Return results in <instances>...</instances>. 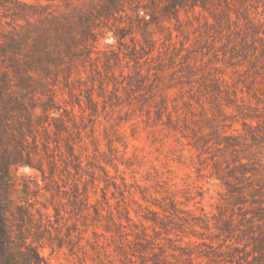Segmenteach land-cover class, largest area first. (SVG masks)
<instances>
[{
  "label": "rangeland",
  "instance_id": "374dc122",
  "mask_svg": "<svg viewBox=\"0 0 264 264\" xmlns=\"http://www.w3.org/2000/svg\"><path fill=\"white\" fill-rule=\"evenodd\" d=\"M3 79L47 264H264V0H2Z\"/></svg>",
  "mask_w": 264,
  "mask_h": 264
},
{
  "label": "trees",
  "instance_id": "16d2710c",
  "mask_svg": "<svg viewBox=\"0 0 264 264\" xmlns=\"http://www.w3.org/2000/svg\"><path fill=\"white\" fill-rule=\"evenodd\" d=\"M53 2L55 0H45ZM23 6V5H21ZM2 7V0H0ZM55 30V26L52 27ZM24 82L22 81L23 85ZM34 99H27L25 104L24 92L11 87L4 79L0 82V264H47L39 255L35 241L29 242V226L34 224L35 216L32 206L29 204V197L32 188L29 181L24 177H19L16 171L19 167H32L29 163L31 152L27 150L32 142V147L37 148L35 133L38 127H42L44 134L49 135L51 123L48 122L49 110L48 103L42 104V114L36 113L37 107L33 104ZM46 105V106H45ZM15 111L18 120L16 125L8 123L10 113ZM11 113V114H12ZM55 126V124H53ZM56 127V126H55ZM13 130V132H12ZM55 134V132H54ZM69 152L73 153V146L67 145ZM98 214V211L95 210ZM155 214L154 212H150ZM127 221H131L126 216ZM145 221H151L158 225L155 219L144 218ZM113 230H106L113 235H132L139 239L138 232H126L125 226L121 223H113ZM152 225H145L139 222L141 235L144 237V243H139L142 250L148 249L150 240H147L146 229ZM138 228V226H136ZM124 229V230H123ZM106 240L108 238L106 237ZM38 242V238L37 241ZM129 243V241H126ZM125 243V244H126ZM128 245V244H127ZM119 250L124 251L122 247ZM156 256V254H154ZM156 259V258H155ZM113 264L112 260H108ZM152 264H159L153 260ZM189 264H193L189 259Z\"/></svg>",
  "mask_w": 264,
  "mask_h": 264
}]
</instances>
